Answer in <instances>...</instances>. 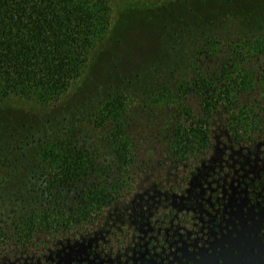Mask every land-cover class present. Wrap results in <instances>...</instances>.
Segmentation results:
<instances>
[{
    "label": "trees",
    "instance_id": "obj_1",
    "mask_svg": "<svg viewBox=\"0 0 264 264\" xmlns=\"http://www.w3.org/2000/svg\"><path fill=\"white\" fill-rule=\"evenodd\" d=\"M197 1L142 69L72 90L112 0H0V264L166 261L233 189L264 214V0Z\"/></svg>",
    "mask_w": 264,
    "mask_h": 264
},
{
    "label": "rangeland",
    "instance_id": "obj_2",
    "mask_svg": "<svg viewBox=\"0 0 264 264\" xmlns=\"http://www.w3.org/2000/svg\"><path fill=\"white\" fill-rule=\"evenodd\" d=\"M194 1L112 0L109 33L94 50L91 62L72 90L80 86L94 89L95 84L108 82L112 71L129 74L142 69L166 40L164 30L169 22L188 20L191 14L207 9L199 1L195 2L199 5L196 8ZM22 103L17 102V107L26 109ZM217 137L219 143H224L223 133ZM225 221L222 235L206 238L201 245L181 243L168 260L140 264H264L263 211L249 205L240 191L233 189ZM66 264L90 263L67 260Z\"/></svg>",
    "mask_w": 264,
    "mask_h": 264
}]
</instances>
